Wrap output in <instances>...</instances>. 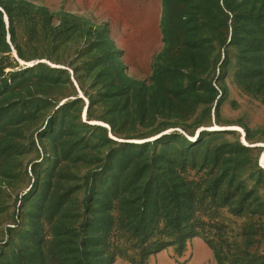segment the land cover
Returning <instances> with one entry per match:
<instances>
[{
    "label": "rangeland",
    "instance_id": "obj_1",
    "mask_svg": "<svg viewBox=\"0 0 264 264\" xmlns=\"http://www.w3.org/2000/svg\"><path fill=\"white\" fill-rule=\"evenodd\" d=\"M262 54L264 0H0V264H219L154 222L213 182L195 222L264 264Z\"/></svg>",
    "mask_w": 264,
    "mask_h": 264
},
{
    "label": "trees",
    "instance_id": "obj_2",
    "mask_svg": "<svg viewBox=\"0 0 264 264\" xmlns=\"http://www.w3.org/2000/svg\"><path fill=\"white\" fill-rule=\"evenodd\" d=\"M262 60H264V54L261 56ZM173 190V196H175V210H174V216L171 217L166 208L165 205L160 206L161 214L160 218L158 216L157 220H154V222H160L162 221L164 224L162 228H160L159 234L162 237H170L172 238L173 243H178L180 246H182L186 240H188L191 236H194L198 233V229L204 230V233L210 236V238L216 239L218 241L217 248L214 246V253L217 257L216 260H218L219 264H224L223 260L224 258L220 257L219 251L223 250L222 244L227 242V239L225 237L219 236V238H215L214 231L218 234L223 233V228L219 227V222L216 220L215 214L210 216L211 218L207 221L200 220V223L197 224L194 220V217L196 216V210L198 209L197 206V198L201 196L202 201H200L201 206H206L208 202H216V203H222L224 204V207L226 206H232L237 205L236 196H232V194H229L231 191L235 190V192H239L241 188H239V185L234 186V184H227L225 187L223 184H218L216 182L206 184L204 186H199L196 188H190L189 183H180L172 188ZM165 193H170L169 190H164ZM158 194V192H156ZM155 194V195H156ZM160 201H164L165 199L160 197ZM199 203V202H198ZM233 207V206H232ZM218 210L217 207H215L214 212ZM163 214V215H162ZM218 215V212L216 213ZM160 219V220H158ZM208 222V223H207ZM139 224H142L141 231L147 238L149 237V233L151 230H149L150 223H146L144 220L140 222ZM147 224V226H146ZM200 225V226H199ZM223 226L225 224L223 223ZM134 231L138 232L140 229L133 228ZM213 231V232H212ZM167 244L165 242L160 243L157 245V248L155 250L162 249ZM144 256V255H143ZM132 264H135V262H132ZM229 264H243L240 261H231Z\"/></svg>",
    "mask_w": 264,
    "mask_h": 264
}]
</instances>
